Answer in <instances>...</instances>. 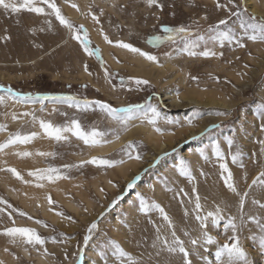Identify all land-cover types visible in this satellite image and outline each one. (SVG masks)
<instances>
[{
    "label": "rangeland",
    "instance_id": "rangeland-1",
    "mask_svg": "<svg viewBox=\"0 0 264 264\" xmlns=\"http://www.w3.org/2000/svg\"><path fill=\"white\" fill-rule=\"evenodd\" d=\"M250 1L262 3L261 0ZM14 2L19 3L20 0ZM54 2L74 28L83 26L78 34L83 35L86 30V42L89 47L99 49L101 59L88 55L81 43L72 38L69 30L54 15L26 10L12 13L0 8V86H3L0 95L10 87L17 93L31 94L33 98L37 95H71L107 102L114 107L152 104L157 107L160 117L153 126L143 120V113H140L130 119L124 129L98 109L82 111L57 100L48 99L41 104L35 99H6L4 104H0V124L6 125V130L0 131V142L5 141L9 133L17 131L21 135L37 133L29 143H17L0 151V199L6 201L0 203L1 264H38V255L50 259L52 264H77L78 260L80 264H120L112 255L108 241H115L130 253L135 264H184L183 254L169 253L163 241L167 240L171 244L174 231L176 237L184 240V247L189 254L193 245L191 239H197L193 231L201 227L193 211L197 195L202 204L200 214L207 215L221 206V215L224 217L216 223L210 217L205 222L206 226L199 228L202 232L207 228L215 229V235L203 237L208 240H204L205 244L209 243L205 247L208 263L220 264L216 258L218 247L226 242L231 243L229 238L232 231L224 227L226 217L236 219L237 235L239 242L245 243L246 248L242 247L244 251L256 250V255H249L250 262L264 263V250L259 246V229L254 221L247 220L249 215H253L264 222V209L253 203V200L264 203V187H249L252 180L264 171V153L261 152L260 144V141H264V129L261 127L264 121L258 115V106L264 103V41L241 37L238 20L231 16V12L236 11V5H242L246 15L254 14L257 19L264 16L252 13L245 0H234L232 4L228 0H218L220 4L226 5L223 8L217 7V0H156L152 6L146 0ZM72 4L77 5V8H73ZM36 6L43 7L45 13L51 12L46 4L38 2ZM93 15L98 22L93 20ZM221 19L229 20L227 27L234 29L244 47H239L235 41L231 45L225 42L224 46L209 42L207 48L218 55L204 57L181 52L183 39L180 36H175L173 40L163 39L155 46L147 43L152 36L167 35L162 33L161 25H183L189 27L195 36L197 33L206 34L209 25ZM104 36L112 43L105 41ZM118 41L129 43L157 57L156 62H150L161 67L162 73L156 79L158 82L129 71L128 67L135 65L130 57L140 55L119 47ZM102 43L107 46V53L113 61L121 65L120 68L115 69L108 63ZM117 48L125 51L123 55ZM204 48L205 44L201 42L195 50L201 52ZM106 71L111 74L108 79L105 78ZM79 72L86 73L99 88L92 86L90 80H81ZM129 77L147 80L148 84L137 87L128 82ZM121 78L125 81L123 86ZM247 82L251 83L241 87L242 83ZM189 91L200 93L203 97L210 95L232 101L234 105H184L180 97L188 95ZM165 92L182 105L178 108L170 105L163 98ZM220 112L227 114L218 115ZM13 114L16 119L12 118ZM33 116L36 117L35 121ZM73 118L78 120L84 131L95 128L106 133L103 141L108 142L116 137H122L123 141L119 147L97 154L90 151L91 145H86L71 133L65 134L67 140L56 141L46 136L39 125V121L44 120L54 126H63L70 124ZM211 118H216V122H208ZM203 123H206L201 131L204 135L201 136L199 132L195 140L185 137L188 130H197ZM139 125L152 127L155 135L162 140L169 134L175 135V140L179 142L151 160L153 143L142 130H138ZM212 125L219 126L213 128ZM155 128L161 131L157 132ZM228 138L234 141L232 146L227 144ZM129 142L134 144L132 158L121 150ZM217 148L223 153V160L215 156ZM18 152L32 155L21 157L16 154ZM40 152L54 155L41 156L38 154ZM237 152L240 155L233 163L231 156ZM137 155L139 159L135 158ZM93 157L117 163L109 166L88 162ZM158 157L160 159L157 161ZM181 160L187 165L192 179L179 172L177 165ZM132 163H137L136 168ZM220 163H226L231 171L237 190L235 193L225 186L222 177L227 174L222 173ZM65 165L73 167L65 168ZM127 165L125 175L119 172L118 168ZM49 167L58 169L62 178L51 182L37 181L29 175L30 171ZM8 168L16 169L23 179H17L7 171ZM137 176L140 179L136 180L134 188L127 189L128 183ZM38 183L43 186L38 187ZM137 193L146 204H159L171 220L172 227L155 209L141 212ZM245 193V223L241 225L239 200ZM117 197L121 199L112 204ZM22 198H26L29 206L21 202ZM69 204L76 210L70 208ZM101 213L104 216L99 219L97 229L92 232V238L85 246L87 229ZM54 215L57 217L53 219ZM194 219L197 220L196 225ZM37 221H43V224ZM10 227L35 229L44 239V244L32 245L25 243L21 237L4 235V230ZM53 238L56 242H53ZM128 240L136 245L135 250L127 248ZM55 246L61 249L60 253L53 250Z\"/></svg>",
    "mask_w": 264,
    "mask_h": 264
},
{
    "label": "snow or ice",
    "instance_id": "snow-or-ice-1",
    "mask_svg": "<svg viewBox=\"0 0 264 264\" xmlns=\"http://www.w3.org/2000/svg\"><path fill=\"white\" fill-rule=\"evenodd\" d=\"M40 2L43 4H46L49 9H51L50 13H45V10L43 7H37L36 4ZM234 0H228L229 4H232ZM146 3L149 6H152L153 4H156V0H146ZM73 8H77V5L72 4ZM162 7V5H158ZM217 7L223 8L226 7V5H222L217 0ZM0 8L4 9L5 12L11 11L12 13L19 12L21 10H26L29 12H34L37 14H47V15H54L56 19L59 21V23L64 26L66 29L69 30L70 34L72 35L73 39L78 40L81 43V46L83 47V50L90 56L95 55L98 60H100L99 55V49L98 48H91L89 47L87 41V32L86 30L83 31V35H79L78 33L83 30V26H80V29L74 28L71 21H69L66 17H64L61 13V10L57 7L54 0H20L19 3L14 2V0H0ZM231 16L236 17L238 20V27L241 30V37H247V39L252 41H264V17L257 19L254 14L252 15H246V9L242 5H236V11L231 12ZM93 20H97V17L95 15L92 16ZM98 22V20H97ZM229 24L228 19H221L215 24L209 25L206 34L197 33L195 36H193V33L189 27H185L183 25L171 27L167 25H161V31L162 33H165L167 35H156L152 36L147 40V43L152 45H157L160 43L161 40L167 39V40H173L175 36H180L183 39V47L180 49L181 52L186 53L189 56H196L201 55L204 57L208 56H216L218 55L216 52L210 50L207 48V44L209 42L213 43H219L221 46H224L225 42H227L229 45L235 41V43L239 47H244L243 43H241V39L237 37L235 34V31L231 27H227ZM50 25V22H49ZM224 26V27H222ZM105 41L108 43H112L108 39L107 36H104ZM201 42L205 44V48L201 52H197L195 49H197ZM119 47H122L124 49H127L128 51L132 53L139 54L140 56L144 57L145 59L149 61L156 62L157 57L154 55H151L147 52H144L143 50L134 47L133 45L129 43L124 42H116ZM219 55H222V53H219ZM102 63V61H101ZM87 71V68H85ZM111 74L107 71L105 72V78L108 79ZM192 79H196V77H192ZM128 82L133 83L135 86L139 87L141 85L148 84L147 80L139 79V78H128ZM125 83L124 78H121V85ZM0 88H3V86H0ZM6 99H18V100H32L35 99L39 101L41 104L45 100L52 99L57 100L61 102L67 103L71 107H75L78 110L82 111H88L90 109L95 110L98 109L102 113L106 114L107 117L111 118L112 120L116 121L118 124L122 126V128L126 129L127 123L130 119L135 118L138 114L143 113V120H146L149 124L155 126L157 119L160 117V113L157 110V107L152 104H145L143 106L139 104H129L127 106L122 107H114L107 102H102L99 100H88L87 98H77L71 95H59V96H40L37 95L35 98L32 97L31 94H20L12 90L10 87L6 88L4 90V94L0 95V104H4L6 102ZM218 115H226L225 112L217 113ZM25 115H31V113H25ZM258 115L261 118L262 121H264V103L260 104L258 106ZM13 119H16V115L13 114ZM33 120H36V117L33 116ZM169 123H172L171 120L168 121ZM191 123V120L188 121ZM40 128L42 129L43 133L56 140V141H64L68 139V136L65 135L66 133H71L73 136L77 137L78 139L82 140L86 145H99L101 143L107 142L103 141V137L106 135V133L102 131H98L97 129L93 128L90 131H84L75 118H73L70 121V124H66L63 126H54L51 122H46L44 120L39 121ZM219 125H212L211 127L215 128ZM262 129H264V124H262ZM6 125L0 124V131H5ZM157 132H160L161 129L155 128ZM210 129H206L205 131H208ZM37 133L33 132L28 135H21L19 131L16 133H9L8 137L5 141L0 142V151H3L5 148H7L10 145H14L17 143L26 144L29 143ZM200 135H204V132H201ZM118 138V137H117ZM198 137L193 136L191 139L195 140ZM234 141L231 138L227 139V144L229 146H232ZM261 144V152L264 153V141H260ZM134 149L133 142H129L127 145L122 147V151H124L129 158H132L131 150ZM18 156L21 157H27L32 155V153L29 152H18L16 153ZM41 156H49L54 155V153H47V152H40L38 153ZM164 155H167L165 153ZM203 155V153H201ZM239 152L233 154L231 156V159L233 163H235L239 157ZM215 156L219 158L220 160L224 159L223 153L217 148L215 150ZM136 159H139V155L135 157ZM160 158H157V161ZM90 163H97L101 165H109L111 166L114 163H117V161H110L105 159H97L96 157L91 158ZM122 162V161H119ZM83 163V162H82ZM154 166V165H153ZM65 168L73 167V165H65ZM179 172L187 176L189 179H192L191 173L185 164L183 160L180 161L179 165H177ZM220 169L222 170V173H226L227 175H224L222 178L224 180L225 186L227 189H229L232 192H236V188L233 183L232 173L229 170L226 163H220L219 165ZM8 172H10L13 176H15L17 179H23V177L20 175L19 172H17L14 168H8ZM144 171H147L145 169ZM30 176H33L36 178L37 181H55L57 179L62 178L60 175V172L56 168H46V169H37L35 171L29 172ZM66 178V177H64ZM140 177H135L131 182L128 183L127 189L134 188L136 180H139ZM253 185L264 187V171L260 172L253 180L252 183L249 185V187H252ZM38 187H42L43 185L38 183ZM126 189V191H127ZM195 192V189H193ZM240 196L239 200V206L241 209V218H240V224L243 225L245 223L244 216H243V208L245 205V196ZM137 197L140 199V211L141 212H147L149 209H155L159 211L160 215L163 217L164 221L168 223L169 227H172V222L169 219L167 213L164 211V209L156 203H152L151 205L146 204L144 199L140 197V194L137 193ZM121 199V197H117L116 200H113L112 204H115L117 200ZM0 203H6V201H3L0 199ZM49 203L51 204L52 201L49 198ZM254 204H258L260 208L264 209V203H261L258 200H253ZM112 205H109L111 207ZM201 204L199 202V196L196 197V203H195V209L196 212V219L200 222L201 228L203 229L206 224L205 222L209 219V217L212 218V222L216 223L220 220H223L224 217L221 215L222 209L217 206L214 212H208L207 215H201ZM2 211V209H0ZM21 215H25L24 213H20ZM57 215H63L62 213H57ZM104 216V213L100 214V217L97 218L96 221H93L88 229V234L84 236V244L85 246L88 244L89 240L92 238L91 234L92 232L97 229L98 221L100 218ZM68 219H71L70 217ZM248 221H254L259 229V246L261 250H264V222H261V219L257 216L249 215L247 217ZM37 223L43 224V221H37ZM226 229L230 228L232 231V236L229 238L231 243L226 242L222 246H220L217 249L216 252V258L218 261H220V264H248V260L246 258V253L244 249L239 244V237L237 235L238 232V225L236 223V219L234 217H228L227 223L224 225ZM4 235L10 236V237H21L24 239L25 243L32 244V245H43L44 239L35 231V229L32 228H26V227H10L6 228L3 232ZM187 235V233H186ZM173 241L171 244L168 243L167 240L163 241L164 246L166 247L167 251L169 253H181L183 254L184 258V264H190V261L188 259V252L184 247L183 241H181L178 237H176L175 232H172ZM159 239V237H157ZM211 239V238H209ZM14 242V241H13ZM53 242L55 241V238H53ZM192 244H195V240H191ZM108 245L112 249V255L120 262V264H135V261L130 253L126 252L118 243L115 241H108ZM45 251H47L45 249ZM83 252V249H81V253ZM226 257V259H224ZM77 264H80V261H77Z\"/></svg>",
    "mask_w": 264,
    "mask_h": 264
},
{
    "label": "bare ground",
    "instance_id": "bare-ground-1",
    "mask_svg": "<svg viewBox=\"0 0 264 264\" xmlns=\"http://www.w3.org/2000/svg\"><path fill=\"white\" fill-rule=\"evenodd\" d=\"M246 1V4L249 6V9H250V11L252 12V13H255V14H258V15H262V16H264V11H263V9H264V0H261V4H256L254 1L253 2H251L250 0H245ZM262 7V8H261ZM71 13V12H70ZM73 15V14H72ZM75 15V14H74ZM77 17L79 18V19H81L80 18V15H78L77 14ZM102 51H103V54H104V56H105V58L107 59V61H108V63H110V65L113 67V68H120L121 67V65H119L118 63H116L115 61H113V59L109 56V54L107 53V46L106 45H104L103 43H102ZM119 53H120V55H123V51L124 50H121V49H116ZM125 52V51H124ZM130 59L131 60H133L134 62H135V65H132V66H129L128 67V69H129V71H131L133 74H137V75H140V76H142V77H144V78H148V79H150V81H153V82H158V80H156L160 75H161V71H160V68L161 67H159V66H157L156 64H154L153 62H150V61H147V60H145V59H143V58H141L140 56H138V55H134V56H131L130 57ZM168 64V63H167ZM168 66H170L169 64H168ZM78 76L81 78V80H90V78H89V76L86 74V73H84V72H79L78 73ZM91 81V80H90ZM251 82H247L246 84L245 83H242L241 84V87L243 86V85H249ZM91 84H92V86H94V87H96V88H99L98 87V85L96 84V83H93L92 81H91ZM240 89V88H239ZM237 91V90H236ZM237 93V92H236ZM238 93H239V90H238ZM205 97V98H204ZM202 96L200 93L198 94L197 92H195V91H189V93H188V95H181V99H183V101H184V105L186 104V105H197V106H200V105H216V106H219V107H230V106H232V105H234V103L232 102V101H228V100H224V99H221V98H217V97H215V96H210V95H205V96ZM163 98H165V99H167V101H168V103L170 104V105H173V106H175L176 108H178V107H180L182 104L177 100V99H175L170 93H168V92H165L164 93V97ZM202 98H204L203 100H202ZM181 101V100H180ZM216 118H211V119H209L208 120V122H216ZM220 120H222V119H219V121ZM205 125H206V123H203V124H201V126L200 127H198L197 128V130H188V132L185 134V137H193V136H195L196 134H198L199 132H201L202 130H203V128L205 127ZM138 130H142L143 132H144V134H145V136L149 139V141L150 142H152L153 144H152V147H153V151H154V153H153V155H151V160H154L155 158H156V155L157 154H159L160 152H162V151H164V150H167V149H169V148H171L173 145H175V144H177L178 142H179V140H175V135H172V134H169V135H167L166 136V138L164 139V140H162V139H160L159 137H157V135H155L156 133H154V131H153V129H152V127H150V126H145V125H139L138 126ZM131 134H128V136H130ZM122 141H123V138L122 137H116V138H114V139H112V140H110V141H108L107 143H101V144H99V145H91L90 146V151H93V153H97V154H103V153H106V152H108V151H110V150H112V149H115V148H117V147H119L120 146V144L122 143ZM187 153L189 154V151H187ZM150 160V159H149ZM149 163H150V161H149ZM201 164V163H200ZM130 165V164H129ZM132 166L133 167H135L136 168V166H137V163H132ZM128 167V165L127 166H124V167H121V168H118V170H119V172H121L122 174H124L125 175V171L128 169L127 168ZM250 168V167H249ZM138 170V169H137ZM207 182V181H206ZM221 183V182H220ZM204 186V185H203ZM208 186V185H207ZM218 186V185H217ZM221 186V185H220ZM211 187V186H210ZM222 187V186H221ZM202 189V188H201ZM225 191V190H224ZM215 192H216V190H215ZM200 193V192H199ZM203 193H204V191H203ZM210 193V192H209ZM218 193V192H217ZM222 193V192H221ZM225 193V192H224ZM201 194V193H200ZM204 196V195H203ZM222 196V195H221ZM169 197V196H168ZM186 197V196H185ZM184 196H182V198H185ZM201 198H202V196H200ZM205 198V197H204ZM203 198V199H204ZM219 198V197H218ZM220 199V198H219ZM228 199V198H227ZM22 201V203H24V204H26V205H28L29 206V203H28V201L26 200V198H22L21 199ZM221 200V199H220ZM225 200V199H224ZM190 201V204H191V200H189ZM203 202H204V200H202ZM215 202H218V201H215ZM177 203V202H176ZM192 203H193V201H192ZM222 203V202H221ZM179 205V204H178ZM202 205V204H201ZM225 205V204H224ZM70 208H72V209H74V210H76V207H74L72 204H69L68 205ZM190 206V205H189ZM188 206V207H189ZM192 206H190V208H191ZM205 208V207H204ZM220 208H221V206H220ZM202 209V208H201ZM191 210H193V207H192V209ZM194 211V210H193ZM192 211V212H193ZM155 213H156V211H155ZM194 213V212H193ZM191 214V213H190ZM136 215V214H135ZM202 215V214H201ZM159 216H160V214H159ZM232 216V215H231ZM235 216V215H234ZM57 217V216H56ZM55 217V215L54 216H52V218L54 219V218H56ZM139 217V216H138ZM162 217V216H161ZM192 218V217H191ZM195 218V217H194ZM210 218V217H209ZM172 219V218H171ZM226 219H227V217H226ZM161 221H163V220H161ZM195 221H197V220H195L194 219V225H196L195 224ZM208 221V220H207ZM152 223V222H151ZM163 223H164V221H163ZM227 223V222H226ZM154 224V223H153ZM193 224V223H192ZM187 225V224H186ZM189 227V226H188ZM161 228V227H160ZM190 228V227H189ZM191 228H193V227H191ZM190 228V229H191ZM199 228H201V227H199ZM199 228H196V230L195 231H193V229H192V231L193 232H195L196 233V237H197V239H195V238H193V239H195V240H198L196 243L197 244H193L191 247H190V249H189V254H188V256H189V259H190V264H209L208 263V261H207V259H206V253H205V247H207V245L209 244H205L206 242L204 241V240H206V241H208L207 239H205V238H203L204 236H206V237H208L209 235H213V233H214V228H211V229H204L203 230V232L201 231V229H199ZM192 231H191V233H192ZM150 232V231H149ZM217 232V231H216ZM189 233V232H188ZM187 233V234H188ZM160 234V233H159ZM162 234V233H161ZM160 234V235H161ZM166 234V233H165ZM185 234V233H184ZM193 234V233H192ZM214 235H215V233H214ZM163 236H166V235H163ZM182 236V235H181ZM224 236V235H223ZM147 237V236H146ZM186 237V236H185ZM221 237H222V235H221ZM190 239V238H189ZM154 241H155V239H153ZM192 240V239H191ZM244 240V239H243ZM184 241V240H183ZM158 242V241H157ZM190 242V241H189ZM217 242V241H216ZM243 242V241H242ZM192 244V243H191ZM214 244V243H213ZM221 244V243H220ZM239 244H240V246L241 247H244V244L245 243H241V242H239ZM50 245V244H49ZM212 245V244H211ZM211 245H210V247H211ZM217 245V244H216ZM126 246H127V248H129V249H136V245H134V243H132L131 241H126ZM156 246V245H155ZM214 246H215V244H214ZM142 248V247H141ZM153 248V247H152ZM219 248V247H218ZM244 248H246V247H244ZM53 250L54 251H56V252H59L60 253V251H61V249L60 248H58V247H53ZM207 250H209L208 248H207ZM214 250V249H213ZM246 250V249H245ZM248 250V249H247ZM254 250V249H253ZM138 251H140V250H138ZM249 251H251V250H248L247 252L245 251V253H246V258H247V260H248V264H252L251 262H250V259H249V255L250 254H252L253 256H254V254L256 255L257 253H256V250H254V251H252V252H249ZM258 251V250H257ZM258 255H260V254H258ZM261 256H263V253H262V255ZM214 258V257H213ZM262 259V258H261ZM264 259V258H263ZM256 260V259H255ZM262 261V260H261ZM37 262H38V264H52L51 263V260L50 259H45V258H43L42 256H40V255H38L37 256ZM150 262V261H149ZM0 264H1V260H0ZM87 264V263H86ZM218 264H219V262H218ZM238 264H239V262H238ZM255 264H264L263 262H256Z\"/></svg>",
    "mask_w": 264,
    "mask_h": 264
}]
</instances>
